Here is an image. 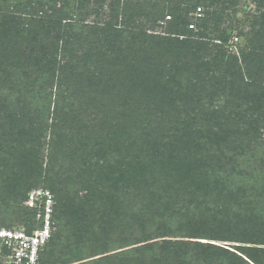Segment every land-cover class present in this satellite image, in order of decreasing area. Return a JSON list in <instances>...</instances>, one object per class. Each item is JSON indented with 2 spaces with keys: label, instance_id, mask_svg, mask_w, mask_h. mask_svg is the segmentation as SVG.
<instances>
[{
  "label": "trees",
  "instance_id": "obj_1",
  "mask_svg": "<svg viewBox=\"0 0 264 264\" xmlns=\"http://www.w3.org/2000/svg\"><path fill=\"white\" fill-rule=\"evenodd\" d=\"M6 1L0 0V228L30 234L38 227L35 210L10 204L41 184L36 188L50 191L54 205L39 264H107L110 257L127 264L129 256L139 264H264V140L256 124L264 115V0H253L260 10L247 22L230 15L236 0L157 3L149 28L134 26L131 15L137 6L147 16L148 0L115 1L118 14L103 26L85 24L87 0L77 19L66 12L69 0H51L49 9L63 5L46 21L22 13L21 0L4 11ZM93 3L102 8V0ZM234 30L247 40L239 58L227 51ZM173 58L190 63L177 70ZM213 60L219 88L234 100L224 110L164 101L169 89L175 99L191 89V63ZM117 68L124 78L136 71L130 87L139 101L107 98L118 86ZM83 213L91 218L89 232L117 243L70 260L67 245L80 242L61 230Z\"/></svg>",
  "mask_w": 264,
  "mask_h": 264
},
{
  "label": "rangeland",
  "instance_id": "obj_2",
  "mask_svg": "<svg viewBox=\"0 0 264 264\" xmlns=\"http://www.w3.org/2000/svg\"><path fill=\"white\" fill-rule=\"evenodd\" d=\"M93 1L94 0H87V2L85 1L87 6L84 7V10L87 9L91 11L89 14H86L87 16L85 17V21H86L85 24L95 23L94 25L103 26L104 24L111 21V19H113L114 12L118 14V6L116 7V5H114L115 1L117 0H102V3H103L102 8H99L100 5H98L97 3H93ZM97 1H100V0H97ZM168 1L172 3L182 2L184 5L186 4L184 2L186 0H148L147 3L150 5H149L147 16H146V11L141 10L137 6H135L136 8L134 9V12H132L131 10V15L134 18L133 23H135L134 26H136V24H140V25L143 24V25H146L147 28H149L150 23H146V20L151 19V17H153L151 13L155 14L153 11L154 9L152 10L153 6L157 3H160L159 5L162 6L165 4V2H168ZM25 2L26 4H24L23 0L20 1L21 5H24L22 6L23 8L21 7L19 8L20 11L22 13H30L31 15L36 16V18L40 17V21L48 20L47 17L45 16H51L55 10H57L58 8H61L63 5L61 1H57V4L55 6L52 5L51 9H49L48 7L51 3V0H25ZM120 2L122 4L123 0H120ZM6 3L8 6L4 11L6 10L10 11L13 9V6L15 3H17V1L7 0ZM80 4H81V0H69L65 6V8H67L66 10L67 14L71 15V17L74 19L79 18L80 17L79 13L81 15L84 13V11L81 12L83 10V6L79 8ZM256 4L257 3H255L253 0H236V4L233 7L235 12L233 14H231L230 12L229 13L230 15H234L237 21L241 20L242 22H247V20L252 15L258 14V10H260V8L257 7ZM93 11H96V12L94 13ZM137 13H140V15L142 16L140 18V22H137L136 17H134ZM22 15L24 14H21V17H24ZM26 15H27L26 17H28V14ZM118 16L119 18H117V28L120 25V15ZM189 17H192V18L197 17V14L195 15L194 13H190ZM156 31H159V30L157 29ZM242 35H244V32L241 33V37H240L237 35V30H234V32L231 33V36L227 40V43H228L227 46L230 47L231 45V48L227 50L228 53L230 55H235L237 58H239V53H238L239 48H246V45H247V40ZM215 43H218V42H215ZM82 52L83 51L81 50L79 53H82ZM175 59H180V58H173V61H172V65H174L177 70H178V67L190 63V61L189 62L184 61V60L177 61ZM250 60H252V58H249V61ZM200 63H201L200 61H196L195 63H191L190 66L192 68L189 67L190 71L193 74H195L193 68L197 70L196 76L189 79V81L191 79H194L190 82L191 83L190 87L192 90L190 88H186V91L184 93L182 91L180 92L181 93L180 98L175 99L176 95L174 94V90L169 89L168 97L164 101H169V102L170 101H187L186 106H189L191 108L194 107L196 108L195 109L196 111L197 110L199 111V109H201V108L198 109L197 107V103H198L199 105H204V108L207 110L208 113L221 112L222 110L225 109L224 107L226 105H229L227 101H234V100L233 98L228 97L225 92H223L224 89L221 90L219 88L220 87L218 85L219 83H217V80L215 78L216 62L213 60L211 61L209 65H202ZM108 70L109 69L107 68L105 70V73L107 76L108 75L110 76V73L107 72ZM140 71H143V70L140 69ZM135 72L136 71H132L130 76L124 78V74H126V72L124 70L118 69L115 72V74L118 75L115 81L116 85L118 86L112 89L113 90L112 94L110 96H107V98L110 99L111 97V99H113V101H117L118 104H120L121 101H139L140 99L139 94L138 93L134 94L130 87L132 86V79H135V75H134ZM110 84H112L110 83V80L109 81L106 80L105 86L106 85L108 86ZM120 85L122 87H120ZM148 86L149 84H146V87ZM52 89L54 90L53 87ZM103 99H104L103 101H105V98ZM107 101H110V100H107ZM146 101H155V100L147 99ZM163 104L166 105L165 103ZM166 108L167 107H164V110ZM232 108L233 107L229 106V110H228L229 114H236L237 111L236 112L233 111ZM179 115L183 116L181 111ZM211 119H212V116H211ZM261 120H264L263 114L261 115L260 121L256 122V124L259 125L258 131L261 135L262 140H264V126H262L264 122H262ZM36 187H41V184L40 185L33 184L31 190L35 189ZM83 195H84V192H81L80 196L82 197ZM10 205L15 206V207L19 206L21 208L26 209L27 211L29 209L25 205V200H21V201L18 200L17 203L10 204ZM79 216L82 218L80 220L79 219L76 220V221H80L78 225H77L78 222L75 221L73 225L70 224V227L68 228V230H61L64 232L65 235L66 233L69 234L70 236H72L73 234H76L77 237L75 239L78 238V241L80 242L77 245L75 242L70 243L69 246L67 245V248H66L67 250H65L64 252L69 253V256L71 257L70 260H77L79 258H84V257L91 256L93 254H98L100 253V251H97V249L99 250L101 249L102 250L101 252H103V251H109L115 248L113 247V245H115L117 242L113 240L114 238H110L108 236L107 237L102 236L99 234L96 235L93 232L88 231V229L91 228L90 223H89V221L91 222V218L89 214L85 215L83 213V214H80ZM70 221H71L70 217L66 216L64 218V225L68 226ZM57 223L59 224V222L54 223V229L56 228ZM107 239L109 240L106 241ZM102 244L103 246H101ZM216 244L221 245L222 247H225V248H229L228 246L229 243L227 242H216ZM128 258L125 259L126 262H129L127 264H133V263L139 264V261L141 260L133 256H129ZM134 259L136 260L135 262L132 261ZM113 260L114 259L111 257L108 258L107 264H122V263H115L113 262ZM85 264H98V263L97 262H87ZM146 264H150V261H146Z\"/></svg>",
  "mask_w": 264,
  "mask_h": 264
},
{
  "label": "built area",
  "instance_id": "obj_3",
  "mask_svg": "<svg viewBox=\"0 0 264 264\" xmlns=\"http://www.w3.org/2000/svg\"><path fill=\"white\" fill-rule=\"evenodd\" d=\"M25 205L35 210L39 225L30 234L22 228H0V258L3 264H39L40 251L50 238L54 205L50 191L42 188L30 190Z\"/></svg>",
  "mask_w": 264,
  "mask_h": 264
}]
</instances>
